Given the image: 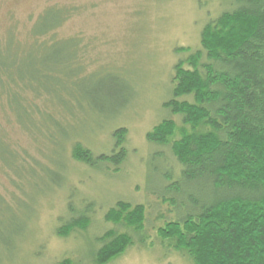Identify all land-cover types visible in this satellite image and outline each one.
I'll return each instance as SVG.
<instances>
[{"label": "rangeland", "instance_id": "1", "mask_svg": "<svg viewBox=\"0 0 264 264\" xmlns=\"http://www.w3.org/2000/svg\"><path fill=\"white\" fill-rule=\"evenodd\" d=\"M230 3L0 0V36L11 29L23 42L29 41L27 29L44 8H74L56 32L62 39H76L80 75L89 78L80 85L73 78L78 65L66 55V68L61 66L66 73L58 75L65 103L57 100L58 93L45 103L35 100L45 110L57 106L59 126L23 121L28 133L0 103V131L7 145L21 152L28 167L32 165L22 171L26 176L22 190L16 186L20 182L16 175L0 165V196L12 207L4 217H17L21 227L8 248L0 246V264H58L64 257L88 264V254L100 245L96 238L115 226L107 222L105 213L118 200L145 205L146 222L140 236L131 232L133 244L104 264H191L185 255L166 247L157 232L162 224L157 217H173L175 211L153 190L168 186L171 180L160 176L168 168L174 181L180 164L168 146L149 142L146 134L169 115L163 103L172 94L173 66L186 56L179 49L200 47L204 25ZM28 97L33 98L31 93ZM173 118L180 123L178 116ZM47 127L49 140L38 137ZM118 127L127 129V156L118 170L86 165L72 157L77 140L93 154L110 153ZM73 213L89 219L86 229L58 234L57 227ZM139 237L145 239L143 244Z\"/></svg>", "mask_w": 264, "mask_h": 264}, {"label": "trees", "instance_id": "2", "mask_svg": "<svg viewBox=\"0 0 264 264\" xmlns=\"http://www.w3.org/2000/svg\"><path fill=\"white\" fill-rule=\"evenodd\" d=\"M230 1L202 28L200 47L179 49L186 56L173 66L172 94L163 103L169 115L146 134L149 142L168 146L180 164L174 181L168 168L160 173L163 181L171 180L168 186L153 190L175 211L173 217H157L162 222L157 232L191 264H264V0ZM72 14L74 8L48 6L27 29L29 41L18 40L11 29L0 36V103L25 129L23 121L61 123L57 106L45 110L35 100L45 103L58 93L57 100L66 101L58 75L66 73L61 68L66 55L78 65L79 45L56 31ZM80 74L78 65L73 78L81 85L89 78ZM47 129L38 137L49 140ZM112 136L110 153L93 154L77 140L71 155L86 165L118 170L127 156V129L118 127ZM25 161L0 131V165L20 180V190ZM10 212L0 196V246L5 248L21 229L17 217H4ZM72 215L57 227L58 234L86 229L84 213ZM105 219L115 226L96 238L100 245L86 255L88 264L107 263L132 245L131 232L140 236L146 207L118 200ZM58 264L78 263L64 257Z\"/></svg>", "mask_w": 264, "mask_h": 264}]
</instances>
